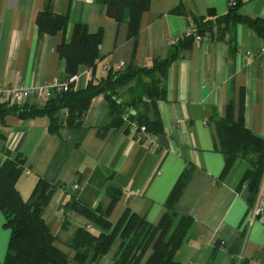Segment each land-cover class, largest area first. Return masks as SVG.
Instances as JSON below:
<instances>
[{
    "label": "crops",
    "instance_id": "0c3cea01",
    "mask_svg": "<svg viewBox=\"0 0 264 264\" xmlns=\"http://www.w3.org/2000/svg\"><path fill=\"white\" fill-rule=\"evenodd\" d=\"M237 1L241 14L264 19V0ZM42 6L43 0H0V87L63 80L65 60L59 58L57 46L69 42L78 23L90 33L102 29L96 76L103 73V66L122 64L123 70L130 65L149 66L169 56L171 39L194 34L196 19L209 12L226 13L228 0H151L140 17L136 41L127 36V15L120 23L108 18L98 0H53L54 13L67 18L68 28L40 38L36 17ZM176 6L186 16L169 14ZM263 46L261 38L239 24L220 27L214 36L183 50L162 80L164 95L156 110L163 132L152 136L155 149L132 139L124 127L107 129L113 117L103 95L92 99L80 125L63 124L57 133L49 132L46 117L10 115L0 121V150L25 160L16 183L22 198H29L40 179L58 186L44 212L54 245L71 256L67 243L74 231L90 225L74 212H64L63 206L71 201L107 212L105 219L112 227L126 211L157 225L171 189L191 167L175 213L178 218H191L192 224L174 260L180 264L264 261V175L253 204L244 187L236 190L248 168L246 160H236L226 178L218 180L224 156L214 124L225 118L231 103L233 118L242 109L244 126L264 140V56L259 54ZM23 103L40 105L33 98ZM148 117L154 120L152 111ZM73 185L78 189L73 191ZM110 190L117 193L115 202ZM256 207L262 209L257 216ZM3 223L0 211V264L10 237ZM90 230L99 232L92 226ZM111 254L98 264H112Z\"/></svg>",
    "mask_w": 264,
    "mask_h": 264
},
{
    "label": "trees",
    "instance_id": "16d2710c",
    "mask_svg": "<svg viewBox=\"0 0 264 264\" xmlns=\"http://www.w3.org/2000/svg\"><path fill=\"white\" fill-rule=\"evenodd\" d=\"M150 1L98 0L104 6L108 18L120 23L127 15V36L134 41L138 35L140 17L149 9ZM239 8L240 3L237 1V5L228 7L223 15L209 12L207 16L196 19V32L179 39L178 43L171 46L169 56L163 60L155 59L144 67L130 65L122 71L109 69L100 76H96L95 71L102 29L90 33L86 25L75 24L69 42L62 41L57 46V53L61 60H65L66 77L75 75L82 68H91L92 79H83L78 88L72 85L69 91L55 94L38 106L0 102V121L10 115L22 119L46 117L49 132L57 133L63 124L80 125L92 99L103 95L109 103V114L113 117L107 129L122 127L123 115L127 113L129 120L144 127L146 133L160 135L163 128L157 116L156 103L164 95V74L183 50L191 48L195 35L201 36L208 32L209 37H212L220 27L230 28L240 24L264 41V19L243 15ZM169 14L186 16L181 6H176ZM36 26L38 37L55 36L68 28V20L54 13L53 0H43L42 9L36 17ZM232 107L231 103L228 104L225 118L214 121L220 151L224 156V166L218 180L226 178L236 160H246L248 168L242 174L236 190L240 191L244 187L247 200L253 204L264 175V140L244 126L242 109L238 118H233ZM64 111L67 112L66 116ZM150 111L155 117L153 121L148 117ZM140 141L145 142L144 139ZM1 153L0 211L4 218L3 226L10 232L3 264H98L117 241L120 243L112 264H180L174 260V256L191 227L192 219L178 218L175 205L190 179L191 167L186 168L174 184L166 199L165 212L155 226L126 211L112 227L105 219L107 212L83 207L76 201L65 204L64 212H74L89 221L92 228L99 230L95 233L85 226L77 228L67 243L72 254L70 256L54 245L55 238L44 221V212L58 186L40 179L29 198L23 199L16 183L23 174L25 160L19 156L11 158L0 150ZM109 195L115 202L117 193L110 190Z\"/></svg>",
    "mask_w": 264,
    "mask_h": 264
},
{
    "label": "built area",
    "instance_id": "2783aa9c",
    "mask_svg": "<svg viewBox=\"0 0 264 264\" xmlns=\"http://www.w3.org/2000/svg\"><path fill=\"white\" fill-rule=\"evenodd\" d=\"M237 5V0H228V7H235ZM209 38V33L206 32L203 35H195L194 42H200L202 39ZM179 39H171L168 42L169 46H173L178 43ZM259 54L264 56V46L260 48ZM124 66L122 64L115 65L113 67L103 66L102 72H106L109 69H113L115 71H122ZM91 80L92 79V69L84 68L80 72L76 73L71 77H65L63 80L58 78H54L50 81H46L37 86L24 87L22 85H13L10 88H2L0 87V101L8 102L10 104L14 103H23L27 99L33 98L38 102L43 103L49 100L53 95L64 93L70 90L72 85H76V83L81 80ZM66 116V111L63 112ZM123 126L127 133L132 139H144L145 142H148L155 149L156 145L152 143V135L146 133L144 127L138 126L136 122L129 120V114H124L123 118ZM78 189L77 185L72 186V190L75 191ZM262 213V209L260 207H256L254 211V215H260ZM87 229H91L90 225L86 226ZM247 264H264V261L258 260H250Z\"/></svg>",
    "mask_w": 264,
    "mask_h": 264
},
{
    "label": "rangeland",
    "instance_id": "374dc122",
    "mask_svg": "<svg viewBox=\"0 0 264 264\" xmlns=\"http://www.w3.org/2000/svg\"><path fill=\"white\" fill-rule=\"evenodd\" d=\"M119 243H120L119 241L115 242L114 245H113V246L111 247V249H110V253L112 252V254H111L112 259H113V256H114V254H115L117 248H118ZM7 245H8V243L5 245V248H7ZM6 252H7V249H6V251H5V253H4L3 256L6 255ZM148 254H149V253H148ZM148 254H146V257H147ZM102 259H103V258H102ZM102 259H101V260H102Z\"/></svg>",
    "mask_w": 264,
    "mask_h": 264
}]
</instances>
